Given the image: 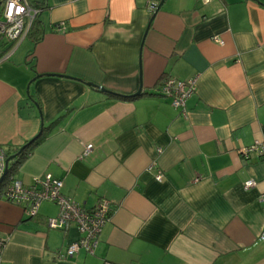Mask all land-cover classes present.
Masks as SVG:
<instances>
[{"label":"crops","instance_id":"0c3cea01","mask_svg":"<svg viewBox=\"0 0 264 264\" xmlns=\"http://www.w3.org/2000/svg\"><path fill=\"white\" fill-rule=\"evenodd\" d=\"M27 2L41 34L0 61V148L45 128L14 178L51 175L112 213L93 255L57 259L75 226L49 229L52 203L28 218L0 197L2 263L264 264V158L242 155L264 143V0ZM168 77L197 80L186 118L160 94Z\"/></svg>","mask_w":264,"mask_h":264},{"label":"built area","instance_id":"2783aa9c","mask_svg":"<svg viewBox=\"0 0 264 264\" xmlns=\"http://www.w3.org/2000/svg\"><path fill=\"white\" fill-rule=\"evenodd\" d=\"M209 3L212 0H203ZM153 8V6H152ZM40 8L30 5L27 0H3L0 9V61L6 59L18 46L27 39L32 23L40 13ZM212 41L222 45L218 38ZM196 78L187 81L164 78L160 84V94L170 100L171 106L179 110L181 117L186 118V102L196 92ZM92 145H86L80 156L81 159L88 156ZM255 153L264 158V143L255 142L249 148L242 151L244 157ZM7 154L0 148V178L6 167ZM162 174L156 175L160 181ZM63 183L51 175L35 178L29 186H24L19 180L12 178L3 192V200L24 207L28 218H35L40 205L49 202L57 206V214L46 220V226L52 230H63L69 225L75 226L79 238L67 246L64 254H58L57 259L72 258L80 250L87 255H93L99 244V236L104 225L109 221L112 210L106 199H99L96 204L86 209L82 205L70 200L61 193ZM256 186L254 180H247L243 184L244 190ZM264 200V195L260 196ZM264 240V231L259 236ZM4 240L0 238V264L2 263L1 251Z\"/></svg>","mask_w":264,"mask_h":264},{"label":"trees","instance_id":"16d2710c","mask_svg":"<svg viewBox=\"0 0 264 264\" xmlns=\"http://www.w3.org/2000/svg\"><path fill=\"white\" fill-rule=\"evenodd\" d=\"M40 34L41 27L38 18H36L31 25L27 38L32 39L33 41H38L40 39ZM41 130V134H37V136L27 141L21 148L14 151L12 155L7 154V157H10V155L14 157L9 161L8 171L0 184V197L3 196L4 190L11 182V179L14 178V174L19 170L29 155H31L33 149L43 140L45 128H42Z\"/></svg>","mask_w":264,"mask_h":264},{"label":"water","instance_id":"95a60500","mask_svg":"<svg viewBox=\"0 0 264 264\" xmlns=\"http://www.w3.org/2000/svg\"><path fill=\"white\" fill-rule=\"evenodd\" d=\"M161 4V3H160ZM160 4L155 8V11H154V13H156L158 10H159V7H160ZM103 92H107V93H112V92H109V91H106V90H103V89H101ZM140 93V91H138L135 95H138ZM135 95H133V96H135ZM39 134H41V131L38 133V135ZM14 156H10V157H7L6 158V167H5V171H4V173H3V176L0 178V184H1V182H2V180H3V178H4V176L6 175V173H7V171H8V163H9V161L13 158Z\"/></svg>","mask_w":264,"mask_h":264},{"label":"rangeland","instance_id":"374dc122","mask_svg":"<svg viewBox=\"0 0 264 264\" xmlns=\"http://www.w3.org/2000/svg\"><path fill=\"white\" fill-rule=\"evenodd\" d=\"M23 44H24V45L26 44V40L23 41ZM23 44H22V45H23ZM24 45H23V46H24ZM44 203H46V202H44ZM55 206H56V205H55ZM56 207H57V206H56ZM57 211H58V209H57Z\"/></svg>","mask_w":264,"mask_h":264}]
</instances>
